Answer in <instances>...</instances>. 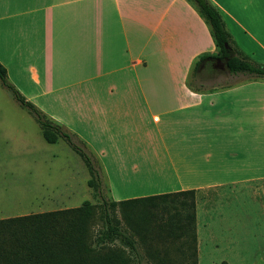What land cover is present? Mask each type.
Masks as SVG:
<instances>
[{
    "label": "crops",
    "instance_id": "obj_1",
    "mask_svg": "<svg viewBox=\"0 0 264 264\" xmlns=\"http://www.w3.org/2000/svg\"><path fill=\"white\" fill-rule=\"evenodd\" d=\"M209 1L232 45L264 65V0ZM216 53L190 0H0L7 82L84 140L114 201L264 179L198 178L264 161V78L187 87Z\"/></svg>",
    "mask_w": 264,
    "mask_h": 264
},
{
    "label": "rangeland",
    "instance_id": "obj_2",
    "mask_svg": "<svg viewBox=\"0 0 264 264\" xmlns=\"http://www.w3.org/2000/svg\"><path fill=\"white\" fill-rule=\"evenodd\" d=\"M231 34L239 38L233 31ZM245 54L248 56V51ZM248 58L250 63L264 66L256 55ZM192 72L188 83L197 87L204 85L200 90L230 79L225 67L212 72L209 66H203L196 79H193ZM76 139L84 144L80 137ZM87 151L91 154L90 150ZM94 163L96 165V161ZM96 170L100 174L97 166ZM258 176L264 177V161L251 159L248 170L225 176L215 174L208 167L202 168V175L198 178L206 183L214 179L237 180L239 177L251 180ZM89 179L79 155L62 139L54 144L47 143L33 116L0 85V219L73 209L87 201L94 207L91 232L97 235L103 230L100 219L102 202L114 200L101 174L99 193L88 187ZM194 191V220L183 236L168 239L164 244L154 239L150 244V252L157 251L153 258L133 237L138 242L141 264H156L157 259L169 264H264V179ZM173 212L169 211L170 214ZM186 214V209L179 210L184 225H188ZM113 217L119 227L128 232L118 210L114 211ZM166 220V215L159 216L151 221L150 226L155 228ZM113 245L123 249L133 259L132 264H136V257L131 252L117 241Z\"/></svg>",
    "mask_w": 264,
    "mask_h": 264
},
{
    "label": "trees",
    "instance_id": "obj_3",
    "mask_svg": "<svg viewBox=\"0 0 264 264\" xmlns=\"http://www.w3.org/2000/svg\"><path fill=\"white\" fill-rule=\"evenodd\" d=\"M190 1L209 26L217 48L216 55H203L198 59L192 70L193 79L197 77L201 62L207 67L210 61L217 58L222 61L227 59L225 69L230 75L264 78V67L250 63L232 45L222 17L210 1ZM0 85L10 92L22 109L33 116L47 143L54 144L58 139H62L79 155L90 176L87 181L88 187L99 193L102 182L93 158L85 146L26 101L7 82L6 71L1 64ZM187 87L195 91H200L202 88L193 83H187ZM194 192V190H185L109 203L103 201L100 216L103 230L97 235L91 232L95 218L94 207L87 201L73 209L0 219V264H132L133 259L127 256L123 249L114 247L115 241L136 257L134 258L136 264H141L138 242L133 237L137 238L145 252L147 251V254L153 258V254L157 253V251L150 252V244L154 239L164 244L168 239L183 236L189 231L187 229L189 223L194 220ZM175 199L178 201H174ZM180 209H186L188 225H184L181 221ZM115 210L119 211L128 232L122 230L114 219ZM170 210L174 212L170 214ZM163 215L167 218L165 222L155 228L150 226L153 219ZM156 261V264H169L163 259Z\"/></svg>",
    "mask_w": 264,
    "mask_h": 264
},
{
    "label": "flooded vegetation",
    "instance_id": "obj_4",
    "mask_svg": "<svg viewBox=\"0 0 264 264\" xmlns=\"http://www.w3.org/2000/svg\"><path fill=\"white\" fill-rule=\"evenodd\" d=\"M209 67H210V71L215 72L217 69L220 70L224 69L225 66L223 65V62H221V60L218 61L217 59H215L210 61Z\"/></svg>",
    "mask_w": 264,
    "mask_h": 264
},
{
    "label": "water",
    "instance_id": "obj_5",
    "mask_svg": "<svg viewBox=\"0 0 264 264\" xmlns=\"http://www.w3.org/2000/svg\"><path fill=\"white\" fill-rule=\"evenodd\" d=\"M225 47H226V45H225ZM217 60L220 61L219 58H217ZM226 63H227V59H225V60L223 61V65L225 66ZM203 65H204V62H201L200 65H199L198 70H199L201 67H203Z\"/></svg>",
    "mask_w": 264,
    "mask_h": 264
}]
</instances>
